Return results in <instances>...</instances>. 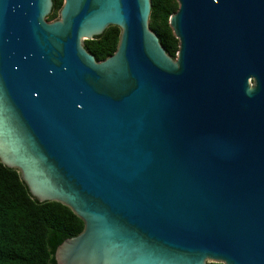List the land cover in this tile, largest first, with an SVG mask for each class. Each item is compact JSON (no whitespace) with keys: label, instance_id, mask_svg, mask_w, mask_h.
<instances>
[{"label":"water","instance_id":"water-1","mask_svg":"<svg viewBox=\"0 0 264 264\" xmlns=\"http://www.w3.org/2000/svg\"><path fill=\"white\" fill-rule=\"evenodd\" d=\"M176 2L168 55L149 0H0V163L83 222L55 264H264V0Z\"/></svg>","mask_w":264,"mask_h":264},{"label":"trees","instance_id":"trees-1","mask_svg":"<svg viewBox=\"0 0 264 264\" xmlns=\"http://www.w3.org/2000/svg\"><path fill=\"white\" fill-rule=\"evenodd\" d=\"M148 26L168 55L177 48V39L168 17L177 8L176 0H149ZM62 0H52L46 20L57 17ZM118 28L107 26L101 34L84 39L96 60L111 54ZM83 222L65 205L55 201L38 202L18 173L0 163V264H55L53 251L64 238L77 234ZM207 264H221L210 262Z\"/></svg>","mask_w":264,"mask_h":264}]
</instances>
